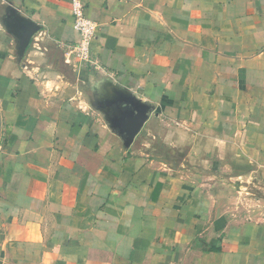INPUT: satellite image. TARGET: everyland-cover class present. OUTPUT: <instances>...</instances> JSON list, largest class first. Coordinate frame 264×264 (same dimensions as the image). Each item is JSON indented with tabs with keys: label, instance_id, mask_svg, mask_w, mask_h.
Returning <instances> with one entry per match:
<instances>
[{
	"label": "crops",
	"instance_id": "crops-1",
	"mask_svg": "<svg viewBox=\"0 0 264 264\" xmlns=\"http://www.w3.org/2000/svg\"><path fill=\"white\" fill-rule=\"evenodd\" d=\"M0 0V264H264V0ZM109 77L154 106L129 150L90 108Z\"/></svg>",
	"mask_w": 264,
	"mask_h": 264
},
{
	"label": "water",
	"instance_id": "water-1",
	"mask_svg": "<svg viewBox=\"0 0 264 264\" xmlns=\"http://www.w3.org/2000/svg\"><path fill=\"white\" fill-rule=\"evenodd\" d=\"M0 24L15 39L16 55L21 62L42 27L10 5L4 6ZM91 91L93 95L88 97L89 106L103 117L108 128L120 138L122 147L129 150L150 120L154 106L109 77L98 78Z\"/></svg>",
	"mask_w": 264,
	"mask_h": 264
},
{
	"label": "built area",
	"instance_id": "built-area-1",
	"mask_svg": "<svg viewBox=\"0 0 264 264\" xmlns=\"http://www.w3.org/2000/svg\"><path fill=\"white\" fill-rule=\"evenodd\" d=\"M74 29L78 34L75 46L76 58L81 64L98 68L99 59L93 54L92 42L96 38L97 25L88 20L83 11L80 0L73 2Z\"/></svg>",
	"mask_w": 264,
	"mask_h": 264
},
{
	"label": "rangeland",
	"instance_id": "rangeland-1",
	"mask_svg": "<svg viewBox=\"0 0 264 264\" xmlns=\"http://www.w3.org/2000/svg\"><path fill=\"white\" fill-rule=\"evenodd\" d=\"M91 108V107H90ZM93 110V109H92ZM94 111V110H93ZM100 118H101V120H103L104 121V119H103V117L98 113V112H96V111H94Z\"/></svg>",
	"mask_w": 264,
	"mask_h": 264
}]
</instances>
